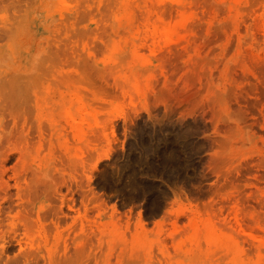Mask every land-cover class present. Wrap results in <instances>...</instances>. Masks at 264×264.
Returning <instances> with one entry per match:
<instances>
[{
  "label": "rangeland",
  "instance_id": "1",
  "mask_svg": "<svg viewBox=\"0 0 264 264\" xmlns=\"http://www.w3.org/2000/svg\"><path fill=\"white\" fill-rule=\"evenodd\" d=\"M47 258L264 264V0H0V264Z\"/></svg>",
  "mask_w": 264,
  "mask_h": 264
},
{
  "label": "bare ground",
  "instance_id": "2",
  "mask_svg": "<svg viewBox=\"0 0 264 264\" xmlns=\"http://www.w3.org/2000/svg\"><path fill=\"white\" fill-rule=\"evenodd\" d=\"M3 21H4V20H3ZM153 30H154V29H153ZM153 33H154V32H153ZM13 75H14V74H13ZM16 76H17V75H16ZM21 76H22V75H21ZM13 78H15V77H13ZM21 78H22V77H21ZM15 81H17V80H15ZM20 82H21V81H20ZM15 85L18 86V87L20 86V85H18V82H16ZM12 87H13V86H12ZM12 87H11V88H12ZM18 87H17V88H18ZM18 89H19V88H18ZM9 90H10V89H9ZM16 90H17V89H16ZM10 91H12V90H10ZM10 91H9V92H10ZM14 91H15V90H14ZM18 91H19V90H18ZM21 91H22V90H21ZM15 93H16V92H15ZM22 93H23V92H22ZM17 94H18V93H17ZM25 94H26V93H25ZM22 96H23V95H22ZM19 97H20V96H19ZM17 98H18V97H17ZM23 101H24V100H23ZM183 133H184V132H183ZM105 138L108 139L109 137H107V135H106ZM107 139H106V142L109 140V139H108V140H107ZM155 139H156V138H155ZM109 142H110V144H111V140H110ZM107 145H108V143H107ZM108 146H110V145H108ZM109 149H110V147H109ZM186 151H187V150H186ZM196 151H197V150H196ZM190 152H191V151H190ZM174 153H175V152H174ZM162 154H163V153H162ZM185 155H186V154H185ZM165 158H166V157H165ZM165 158H164V159H165ZM167 158H168V157H167ZM146 159H147V158H146ZM171 160H172V159H171ZM180 163H181V162H180ZM170 170H171V169H170ZM143 174H144V173H143ZM178 174H179V173H178ZM150 175H151V174H150ZM172 175H173V174H172ZM138 177H139V176H138ZM140 181H141V180H140ZM166 182H167V181H166ZM139 183H140V182H139ZM167 183H168V182H167ZM145 184H146V183H145ZM170 184H171V183H170ZM170 184H169V185H170ZM151 190H152V189H151ZM10 227H11L12 229L15 230L14 232H16L17 229H16V224H15V222L12 221ZM2 233H3V232H2ZM6 239H7V237H5L4 234H3V236H2L3 247H4V245L6 244V242H5ZM42 241H44V240H42ZM44 242H45V241H44ZM44 244H45V243H44ZM45 245H46V244H45ZM45 245H44L43 247H45ZM47 247H48V246H47ZM2 252H3V250H2ZM47 254L50 255V253H47ZM23 257H24V256H23ZM21 259H23V258H21ZM21 259H20V260L18 259V260L21 261ZM48 259H49V258L44 259V260L46 261V263L44 262V264H53V263H52L53 261H49ZM50 259H51V258H50ZM26 260H27V259H26ZM16 261H17V260H16ZM72 261H73V260H72ZM26 262H27V261H25V259H24V264H27ZM47 262H48V263H47ZM50 262H51V263H50ZM68 262H69V260L67 261V263H66V261L63 262V264H65V263H66V264H69ZM70 262H71V260H70ZM263 262H264V261H263ZM263 262H261V263H263ZM16 263H18V261H17ZM73 263H76V261L73 262ZM54 264H57V263L54 262ZM61 264H62V263H61ZM71 264H72V262H71ZM76 264H77V263H76Z\"/></svg>",
  "mask_w": 264,
  "mask_h": 264
}]
</instances>
